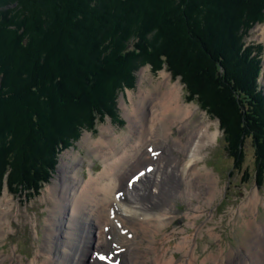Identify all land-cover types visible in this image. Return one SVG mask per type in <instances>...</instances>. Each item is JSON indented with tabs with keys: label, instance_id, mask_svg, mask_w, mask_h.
<instances>
[{
	"label": "trees",
	"instance_id": "16d2710c",
	"mask_svg": "<svg viewBox=\"0 0 264 264\" xmlns=\"http://www.w3.org/2000/svg\"><path fill=\"white\" fill-rule=\"evenodd\" d=\"M263 19L264 0H0V187L37 192L82 129L123 122L115 99L147 63L219 120L235 166L251 140L264 182L260 48L246 43Z\"/></svg>",
	"mask_w": 264,
	"mask_h": 264
},
{
	"label": "bare ground",
	"instance_id": "6f19581e",
	"mask_svg": "<svg viewBox=\"0 0 264 264\" xmlns=\"http://www.w3.org/2000/svg\"><path fill=\"white\" fill-rule=\"evenodd\" d=\"M181 90L179 81H162L152 94L146 91L140 98V109H135L139 126L136 124L130 138L115 144L106 132L95 143L94 149L105 165L99 177L83 186L80 180L67 177L64 169L62 185L53 191L55 209L48 220L42 256L31 264H206L213 258L215 264H264V225L252 218L246 221L250 236L242 237L239 251L209 254L208 248L200 251L201 247L192 244V237L187 235L176 245L177 251L170 253L172 239L178 234L176 201L187 198L191 203L199 202L189 209L195 222L213 202L218 189L216 178L200 166L204 149L216 132L211 131L209 122L192 123L195 112L181 103ZM176 126L181 136L188 132L184 140L172 136ZM149 146L156 147L153 151L158 155L150 156L145 150ZM148 165L152 171L148 168V174L129 184L132 172ZM116 193H120V200L115 198ZM259 199V192L252 195L247 204L251 211ZM8 214L0 210V229ZM65 224L67 231L61 235ZM187 229L182 228L179 234L184 235ZM216 230H209L211 236L218 235ZM101 251L111 257L108 263L97 260L98 254L94 256ZM180 252L182 257L176 258ZM6 260L0 255V264H6Z\"/></svg>",
	"mask_w": 264,
	"mask_h": 264
},
{
	"label": "rangeland",
	"instance_id": "374dc122",
	"mask_svg": "<svg viewBox=\"0 0 264 264\" xmlns=\"http://www.w3.org/2000/svg\"><path fill=\"white\" fill-rule=\"evenodd\" d=\"M263 29L264 22L254 24L246 41L255 43L254 47L259 46L258 43H260L259 48L262 49L263 62L259 81L264 92ZM174 77L166 68L153 70L151 64L143 65L136 72L134 84L118 93L115 99L114 112L123 122L108 117L103 121H99L96 128L93 126L92 128L85 127L82 129L71 144L60 149L58 162L56 161V165L51 170L54 175L49 174L52 175L53 179H50L49 184L46 183L43 186L39 195L29 197L24 196L23 193L11 194L6 187L3 189L0 195V210H6L9 214L3 220L4 228L0 229V255L7 257L6 264H31L37 257L42 256L48 220L51 211L55 209L56 198L53 191L56 186L62 185L64 169L67 171L65 173L67 177L80 180V184L83 186L92 178L99 177L105 170V165L101 154L94 149L95 143L102 140L106 132L107 134L110 133L109 140L111 139L110 141L115 144L122 143L123 140L131 136L139 120L137 114H135V109H140L142 104L140 98L146 91L152 94L158 84L162 81L168 82L169 78L173 83L179 81L182 86L181 103L189 107L187 110L190 107L194 109L195 114L191 118L192 123L209 122L211 131L216 132L215 139L208 144L207 149L203 152L200 166L203 172H209L213 175L218 184L213 202L211 201L210 204L205 206V212L195 222L189 216V209L195 207L199 202L193 200L191 203L187 198L176 201L177 208L175 212L179 218L176 221L177 232L175 234H178L172 239L171 246L173 249L170 253L177 251L175 249L176 245L184 236L190 235L193 239L192 244H198L201 247L200 251L208 248L210 254L224 250L225 255H227L230 250L239 251L242 247V237L250 236L246 233L247 231L251 232L246 226L248 219H255L256 223L264 225V185L258 186L254 178V151L251 140L247 138L244 141L242 149L244 163L242 167H234L233 161L227 156L223 148L222 132L219 129L218 120L208 116L204 110L198 107L196 101L188 100L189 97H187V92L183 83L179 80L180 78ZM172 136L184 140L188 136V132L181 136V132L176 126L173 128ZM155 149L156 147L152 150ZM187 161L185 164H187ZM143 167L145 168V166ZM137 171L139 170L132 172L131 176ZM256 192H259L260 199L258 205L251 211L247 204ZM117 199L120 200V198ZM219 212H221V215ZM239 215H241L240 221L238 220ZM66 225L60 230L61 235L67 231ZM118 226L121 228L122 225L118 223ZM185 227H188L187 232L181 236L179 232ZM214 227L217 229L218 237L211 236L209 230ZM62 239L60 237V240ZM143 246L145 247V243ZM182 255V252H180L176 254V258H181ZM215 263L216 259L213 258L206 264Z\"/></svg>",
	"mask_w": 264,
	"mask_h": 264
},
{
	"label": "snow or ice",
	"instance_id": "6c2138e0",
	"mask_svg": "<svg viewBox=\"0 0 264 264\" xmlns=\"http://www.w3.org/2000/svg\"><path fill=\"white\" fill-rule=\"evenodd\" d=\"M149 152H152L153 155H158L157 153H154L153 150H152L151 148H149ZM148 171H152V169L149 168ZM139 175L142 176V175H144V173H140ZM138 178H139V177H136V179H138ZM99 259L103 261V260H106V259H108V258H107L106 256H104V255H99Z\"/></svg>",
	"mask_w": 264,
	"mask_h": 264
}]
</instances>
